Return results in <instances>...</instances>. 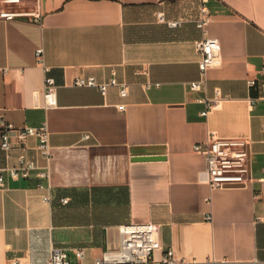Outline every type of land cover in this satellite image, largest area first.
<instances>
[{
  "label": "crops",
  "instance_id": "obj_1",
  "mask_svg": "<svg viewBox=\"0 0 264 264\" xmlns=\"http://www.w3.org/2000/svg\"><path fill=\"white\" fill-rule=\"evenodd\" d=\"M40 2L39 21L0 18V118L45 121L52 155L47 178L33 172L0 185V264H45L53 247L71 264L73 248L84 247L90 262L117 247L120 224L143 221L158 225L157 260L172 247L177 264H264V182L255 179L264 166V99H252L246 84L263 61L264 0L208 1L205 34L218 39L219 61L198 90L189 81L199 75V0ZM87 75L125 82L127 94L72 84ZM45 76L56 84L51 107ZM216 91L200 115L196 98ZM208 133L247 140L254 180L209 188L204 156L192 148ZM10 138L3 164L21 150ZM36 142L29 137L24 152L42 163Z\"/></svg>",
  "mask_w": 264,
  "mask_h": 264
},
{
  "label": "built area",
  "instance_id": "obj_2",
  "mask_svg": "<svg viewBox=\"0 0 264 264\" xmlns=\"http://www.w3.org/2000/svg\"><path fill=\"white\" fill-rule=\"evenodd\" d=\"M41 0H0V18L15 19L24 18L30 21H39L41 11ZM209 0H199V15L196 25L202 32L200 39L195 41V49L199 55L197 60L198 78L189 81L190 90H198L206 80V71L209 67L219 61L220 45L218 39L205 34V25L210 19L208 7ZM158 19H163V12L156 13ZM168 24L174 26L177 20H170ZM36 57L42 56V48L35 50ZM75 86H93L104 96L109 86H117L118 94H127V84L118 82L114 77L105 81H98L93 75L77 76L73 79ZM246 84L253 89L255 94L252 99H264V54L263 61L257 77H249ZM218 91L214 97H197L198 101L204 102V107L199 114L206 116L211 105L217 100ZM56 104V84L52 77L45 76L43 83V105L51 107ZM117 108L122 110L124 104H118ZM10 132L16 136V144L21 148L16 160L12 163L3 164L0 158V185L7 178H29L34 175L39 178L48 177V165L51 159L50 145L48 142V128L45 121L39 125L15 126L5 119L0 118V150L8 154L13 148ZM88 134H84L87 137ZM29 137L36 139L35 150L42 163L37 158L27 157L24 149ZM247 140L239 137H217L208 133L202 142L192 145L194 151L201 152L204 156V171L207 174L206 182L210 189L225 186L244 185L251 182ZM264 182V166L262 174L255 178ZM43 199H48L44 195ZM66 197L61 198L65 203ZM210 218V215H207ZM119 240L117 247L104 250L100 256L93 258L90 262L84 261L85 248L75 247L73 253L76 257L74 264H177L179 260L174 255L172 247L163 250L160 259H155L153 253L160 248L159 228L152 221L128 222L118 226ZM10 264H23L21 257H14ZM45 264H71L65 249L53 247L46 259Z\"/></svg>",
  "mask_w": 264,
  "mask_h": 264
}]
</instances>
